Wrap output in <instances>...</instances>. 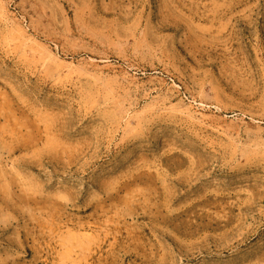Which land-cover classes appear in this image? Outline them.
<instances>
[{
	"label": "rangeland",
	"instance_id": "1",
	"mask_svg": "<svg viewBox=\"0 0 264 264\" xmlns=\"http://www.w3.org/2000/svg\"><path fill=\"white\" fill-rule=\"evenodd\" d=\"M0 264H264V0H0Z\"/></svg>",
	"mask_w": 264,
	"mask_h": 264
}]
</instances>
